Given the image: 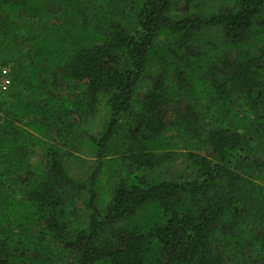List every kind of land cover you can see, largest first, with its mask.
Listing matches in <instances>:
<instances>
[{
  "label": "trees",
  "instance_id": "16d2710c",
  "mask_svg": "<svg viewBox=\"0 0 264 264\" xmlns=\"http://www.w3.org/2000/svg\"><path fill=\"white\" fill-rule=\"evenodd\" d=\"M0 62V264H264V0H0Z\"/></svg>",
  "mask_w": 264,
  "mask_h": 264
},
{
  "label": "rangeland",
  "instance_id": "374dc122",
  "mask_svg": "<svg viewBox=\"0 0 264 264\" xmlns=\"http://www.w3.org/2000/svg\"><path fill=\"white\" fill-rule=\"evenodd\" d=\"M12 68V67H11ZM11 86V85H10ZM10 88V87H9ZM71 166L74 169V177H85L89 174L92 159L87 156L75 155L71 158Z\"/></svg>",
  "mask_w": 264,
  "mask_h": 264
},
{
  "label": "built area",
  "instance_id": "2783aa9c",
  "mask_svg": "<svg viewBox=\"0 0 264 264\" xmlns=\"http://www.w3.org/2000/svg\"><path fill=\"white\" fill-rule=\"evenodd\" d=\"M11 85V66H5L0 62V94L6 92Z\"/></svg>",
  "mask_w": 264,
  "mask_h": 264
}]
</instances>
